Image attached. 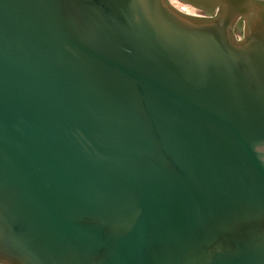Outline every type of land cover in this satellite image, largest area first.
Returning <instances> with one entry per match:
<instances>
[{"label":"water","instance_id":"1","mask_svg":"<svg viewBox=\"0 0 264 264\" xmlns=\"http://www.w3.org/2000/svg\"><path fill=\"white\" fill-rule=\"evenodd\" d=\"M0 0V264H264V0Z\"/></svg>","mask_w":264,"mask_h":264},{"label":"bare ground","instance_id":"2","mask_svg":"<svg viewBox=\"0 0 264 264\" xmlns=\"http://www.w3.org/2000/svg\"><path fill=\"white\" fill-rule=\"evenodd\" d=\"M171 2H172L173 5H175L177 8H179V9H181L183 11L188 10V9L190 10V7H188L187 5L180 4V3H178L175 0H171ZM189 10L187 12H190Z\"/></svg>","mask_w":264,"mask_h":264},{"label":"rangeland","instance_id":"3","mask_svg":"<svg viewBox=\"0 0 264 264\" xmlns=\"http://www.w3.org/2000/svg\"><path fill=\"white\" fill-rule=\"evenodd\" d=\"M189 10V9H188ZM188 10H185L186 12L188 11ZM190 11V10H189Z\"/></svg>","mask_w":264,"mask_h":264}]
</instances>
